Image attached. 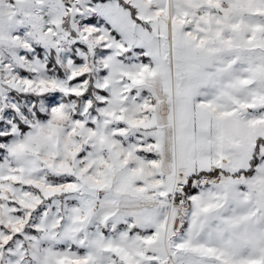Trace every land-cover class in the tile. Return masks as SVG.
I'll use <instances>...</instances> for the list:
<instances>
[{
    "label": "snow or ice",
    "instance_id": "1",
    "mask_svg": "<svg viewBox=\"0 0 264 264\" xmlns=\"http://www.w3.org/2000/svg\"><path fill=\"white\" fill-rule=\"evenodd\" d=\"M0 264H264V0H0Z\"/></svg>",
    "mask_w": 264,
    "mask_h": 264
}]
</instances>
